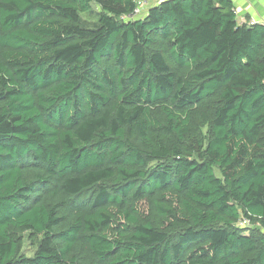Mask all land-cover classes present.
I'll return each mask as SVG.
<instances>
[{
    "label": "trees",
    "instance_id": "trees-1",
    "mask_svg": "<svg viewBox=\"0 0 264 264\" xmlns=\"http://www.w3.org/2000/svg\"><path fill=\"white\" fill-rule=\"evenodd\" d=\"M138 1L0 0V264H264V23Z\"/></svg>",
    "mask_w": 264,
    "mask_h": 264
},
{
    "label": "crops",
    "instance_id": "crops-1",
    "mask_svg": "<svg viewBox=\"0 0 264 264\" xmlns=\"http://www.w3.org/2000/svg\"><path fill=\"white\" fill-rule=\"evenodd\" d=\"M238 14L264 22V0H232Z\"/></svg>",
    "mask_w": 264,
    "mask_h": 264
},
{
    "label": "built area",
    "instance_id": "built-area-1",
    "mask_svg": "<svg viewBox=\"0 0 264 264\" xmlns=\"http://www.w3.org/2000/svg\"><path fill=\"white\" fill-rule=\"evenodd\" d=\"M148 1L149 0H140V1H138L137 6H136L133 14L129 15V16L123 15L121 17V19L134 18L137 14H141L142 15L143 13H141V11L144 9V7H145V5L147 4ZM140 7L142 8L141 10H140ZM234 13H235L236 18H237L239 23H246V24H250V25L254 24V23H257V22L264 23V22H260L259 20L255 19L253 17L238 14V11L236 10L235 6H234ZM247 224H249L247 220H241L239 222V225H241V226H245Z\"/></svg>",
    "mask_w": 264,
    "mask_h": 264
},
{
    "label": "rangeland",
    "instance_id": "rangeland-1",
    "mask_svg": "<svg viewBox=\"0 0 264 264\" xmlns=\"http://www.w3.org/2000/svg\"><path fill=\"white\" fill-rule=\"evenodd\" d=\"M159 1H161V0H149L148 2H147V4L145 5V7L146 6H149V5H152V4H155V3H158ZM144 7V9L141 11V13H143L142 15L141 14H137L134 18H141L143 15H144V13H145V8ZM94 8H96L95 6H94ZM142 8L140 7V10H141ZM84 19H89V20H92L93 19V15L92 14H88V15H84V17H83ZM24 251L27 253V254H32V250L30 249V247H29V244L27 243V242H25V244H24Z\"/></svg>",
    "mask_w": 264,
    "mask_h": 264
}]
</instances>
